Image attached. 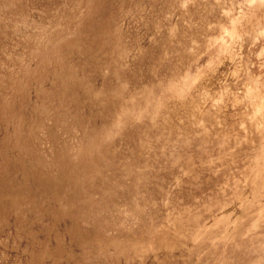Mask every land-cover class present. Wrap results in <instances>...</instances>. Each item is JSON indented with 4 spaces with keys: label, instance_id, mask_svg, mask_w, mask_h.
Returning a JSON list of instances; mask_svg holds the SVG:
<instances>
[{
    "label": "rangeland",
    "instance_id": "374dc122",
    "mask_svg": "<svg viewBox=\"0 0 264 264\" xmlns=\"http://www.w3.org/2000/svg\"><path fill=\"white\" fill-rule=\"evenodd\" d=\"M39 236L264 264V4L0 0V240Z\"/></svg>",
    "mask_w": 264,
    "mask_h": 264
},
{
    "label": "clouds",
    "instance_id": "9594fccd",
    "mask_svg": "<svg viewBox=\"0 0 264 264\" xmlns=\"http://www.w3.org/2000/svg\"><path fill=\"white\" fill-rule=\"evenodd\" d=\"M259 3L264 4V0H259ZM82 225L83 230L87 234L85 239H92L99 235L96 233L94 226L88 222L87 218L82 220ZM120 226L123 227L124 225L121 224ZM38 239L42 241L38 245L33 244L31 241L27 243L24 241L14 242L11 237L7 242L0 240V253L4 250H8L9 252L10 259L5 261V264H84L82 249L80 247L82 241L76 244L77 251L71 244L65 243L66 239L59 245L56 241L55 244L49 241L45 245L44 239H41L40 236ZM197 242V239L193 238V244ZM14 243L16 244L15 249H13ZM13 256L17 259L13 260Z\"/></svg>",
    "mask_w": 264,
    "mask_h": 264
}]
</instances>
